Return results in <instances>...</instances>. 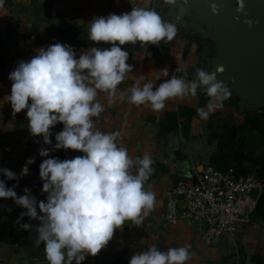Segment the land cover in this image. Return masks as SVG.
I'll return each instance as SVG.
<instances>
[{"label":"crops","instance_id":"0c3cea01","mask_svg":"<svg viewBox=\"0 0 264 264\" xmlns=\"http://www.w3.org/2000/svg\"><path fill=\"white\" fill-rule=\"evenodd\" d=\"M169 4V0H3L0 6V168L11 170L17 176L16 180H8L0 175L6 187L18 185L14 188L18 196L28 188L37 201L46 200L39 167L44 159L57 158L59 153L44 145L41 137L31 136L26 110L13 114L11 104L4 99L11 94L9 74L20 61L30 60L35 50L57 42L72 46L77 53L93 46L110 47L94 45L88 40V22L93 17L120 15L140 7L155 10L177 28L172 41L124 46L129 53L127 63L133 66V71L118 86L119 92H126L137 80L141 87L145 83L159 85L163 79L156 81L157 71L165 67L169 76L176 68L181 69L176 75L186 81L195 78L198 68L210 71L212 53L207 40L186 25L174 23ZM98 99L105 110L93 118L96 128L119 132L117 144L127 148L131 157L142 158L147 154L154 161V171L144 187L155 193L156 202L141 225L125 221L108 245L96 257L87 256L82 264H129L134 253L146 251L153 244L161 251L187 246L190 259L186 264H264V104L257 109L240 108L231 92L223 106L205 119L197 112L209 102L201 90L195 96L167 101L159 112L148 104L133 105L119 96L114 103H109L104 92L99 93ZM62 129L63 125L57 124L51 130L52 145ZM40 148H48L49 157L39 156ZM33 157L35 163L28 165L29 174L21 178L23 167ZM193 165L220 172L231 170L239 177L251 175L260 183L249 223L234 234H223L212 246L204 245L198 223L180 221L168 225L161 217L165 191L178 184L189 185ZM24 211L13 200L0 199V264H48L43 243L35 244V231H25L16 224ZM20 222L33 227L39 225L27 216Z\"/></svg>","mask_w":264,"mask_h":264},{"label":"clouds","instance_id":"9594fccd","mask_svg":"<svg viewBox=\"0 0 264 264\" xmlns=\"http://www.w3.org/2000/svg\"><path fill=\"white\" fill-rule=\"evenodd\" d=\"M237 3V11H243V0ZM176 35L175 24L166 22L155 10L137 7L120 15L93 17L88 22V40L110 47L93 46L77 53L72 46L57 42L35 50L30 60L20 61L9 74L11 94L4 99L14 115L26 110L31 136L41 137L52 151L83 153L63 161H42L39 176L46 200L37 201L28 188L18 196L14 190L18 185L8 188L0 180V199H11L25 209L16 224L25 231H35V244L43 243L48 264H82L87 256L96 257L125 221L141 225L155 206V193L144 187L154 171L152 158L147 154L131 157L127 148L117 144L119 132L96 128L93 118L105 110L98 99L100 92L107 93L109 103L119 96L133 105L148 104L159 112L167 101L195 96L201 90L209 102L197 112L205 119L231 96V89L217 80V73L224 71L222 67L215 72L198 68L195 78L188 81L176 75L181 69L176 68L169 76L165 67L157 71L156 81L163 79L159 85L145 83L141 87L137 80L126 92L118 91L133 71L127 63L126 44L158 45L172 41ZM57 124L63 129L52 145L51 130ZM39 156L49 157V149L40 148ZM33 163L34 157L26 162L21 178L29 174L28 165ZM0 175L17 179L5 168H0ZM25 216L39 225L21 224ZM189 259L187 246L161 251L153 244L146 251L134 253L129 264H186Z\"/></svg>","mask_w":264,"mask_h":264},{"label":"water","instance_id":"95a60500","mask_svg":"<svg viewBox=\"0 0 264 264\" xmlns=\"http://www.w3.org/2000/svg\"><path fill=\"white\" fill-rule=\"evenodd\" d=\"M174 0L169 12L212 42L210 72L218 67L217 80L231 89L240 108L257 109L264 104V0ZM215 6V11L213 10Z\"/></svg>","mask_w":264,"mask_h":264},{"label":"built area","instance_id":"2783aa9c","mask_svg":"<svg viewBox=\"0 0 264 264\" xmlns=\"http://www.w3.org/2000/svg\"><path fill=\"white\" fill-rule=\"evenodd\" d=\"M80 155L60 149L57 158L63 161ZM190 176L189 185L178 184L165 191L161 217L166 224L196 222L202 230L204 245L212 246L223 234H234L249 223L256 206L255 191L260 188L256 178L201 165L191 166Z\"/></svg>","mask_w":264,"mask_h":264},{"label":"rangeland","instance_id":"374dc122","mask_svg":"<svg viewBox=\"0 0 264 264\" xmlns=\"http://www.w3.org/2000/svg\"><path fill=\"white\" fill-rule=\"evenodd\" d=\"M206 43H207L208 47H210V48H211V53H212V55H213V54H214V52H215V50H214V47H213V44H212V42H211V41H209V40H207V41H206Z\"/></svg>","mask_w":264,"mask_h":264}]
</instances>
